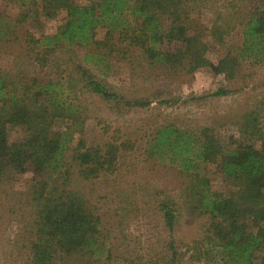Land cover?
Returning <instances> with one entry per match:
<instances>
[{
	"label": "trees",
	"instance_id": "obj_1",
	"mask_svg": "<svg viewBox=\"0 0 264 264\" xmlns=\"http://www.w3.org/2000/svg\"><path fill=\"white\" fill-rule=\"evenodd\" d=\"M2 1L14 5L19 15L12 20L0 14V55L12 44L15 26L22 27L32 20L37 27L41 20L65 13V22L55 33L39 38L26 34L29 54L38 67L60 61L58 55L74 52L71 48L75 46H95L100 51L85 55L84 62L89 58L97 63L135 59L137 71L145 73L152 67L190 74L208 66L215 73L232 75L242 63L264 60V12L249 15L236 55L230 52L213 65L205 59L204 36L190 32L187 0H92L83 6L73 0ZM259 2L264 6V0ZM99 28L105 31L102 41L95 39ZM76 71L66 79L44 81L0 68V185L28 171L33 176L26 202L28 230L21 233L28 249L23 264H65L68 260L77 264L75 259L85 256L100 263L102 258L108 261L112 256L102 215L78 187L114 175L122 151L132 150L133 145L125 141L94 146L81 138L73 147V129L86 118L80 96L108 102L124 98L95 81L81 66H76ZM226 94L223 90L215 93ZM126 105L144 108L148 103ZM58 119L71 121L74 128L71 124L55 131L53 124ZM245 119L251 126H246L243 135L251 130L257 145L248 142L231 149L211 129L196 132L166 125L156 130L146 148L148 157L190 178V200L186 202L192 211L207 218L203 237L187 248L190 260L205 264H264V134L256 126V114ZM11 126L23 130L21 141H10ZM205 163L216 164L237 191L228 197L215 194L201 172ZM159 210L172 231L174 208L163 202ZM168 249L166 263L178 264L173 244Z\"/></svg>",
	"mask_w": 264,
	"mask_h": 264
},
{
	"label": "rangeland",
	"instance_id": "obj_2",
	"mask_svg": "<svg viewBox=\"0 0 264 264\" xmlns=\"http://www.w3.org/2000/svg\"><path fill=\"white\" fill-rule=\"evenodd\" d=\"M91 1L73 0L80 6ZM187 6L190 32L197 37L198 33L204 36L205 59L213 65L230 52L236 55L249 15L254 11L264 12L259 0H187ZM0 14L14 20L19 11L0 0ZM65 17V13L60 12L52 20H41L37 27L32 20L22 27L15 26L12 44L0 55V68L46 81L66 79L77 73L79 65L95 81L124 98L121 102H108L98 97L80 96L81 103L85 104V120L75 128L71 121L64 119L55 120L53 124L55 131L72 124L73 147L81 138L94 146L125 141L133 145L132 150L122 151L114 175L78 187L102 215L105 239L111 244L112 256L108 261L102 258L100 263L85 256L75 259L76 263L167 264L168 245L173 244L178 264H205L190 260L191 253H186L194 241L203 237L208 225L207 218L192 211L186 202L190 200L187 193L190 178L167 163L148 157L146 148L156 130L166 125L196 132L211 129L220 142L231 149L248 142L257 145L251 130L247 135L243 132L246 126H251L245 116L253 113L258 117L256 126L264 134V60L258 64L242 63L232 75L215 73L208 66L190 74L152 67L145 73L137 71L135 59L115 58L97 63L89 58L84 62L85 55H97L100 51L95 46H75L71 48L74 52L59 54L60 61L38 67L34 56L29 54L26 34L35 38L53 34L64 24ZM104 34L103 29H97L95 39L102 41ZM218 90L228 94L216 96ZM137 101L147 102L148 106L126 105V102ZM8 131L11 142L24 138L20 128L11 126ZM201 172L215 194L228 197L237 191L236 185L220 173L216 164H203ZM32 177L28 171L0 185V264H23L27 258V240L21 238V233L25 228V232L28 230L26 202ZM163 202H168L175 211L172 231L166 227L159 210ZM71 263L70 260L65 262Z\"/></svg>",
	"mask_w": 264,
	"mask_h": 264
}]
</instances>
